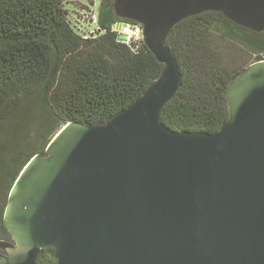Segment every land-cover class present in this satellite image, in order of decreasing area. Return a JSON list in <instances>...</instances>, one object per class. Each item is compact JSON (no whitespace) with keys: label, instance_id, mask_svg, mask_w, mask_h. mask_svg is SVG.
<instances>
[{"label":"water","instance_id":"95a60500","mask_svg":"<svg viewBox=\"0 0 264 264\" xmlns=\"http://www.w3.org/2000/svg\"><path fill=\"white\" fill-rule=\"evenodd\" d=\"M142 26L157 78L104 124L70 122L32 156L7 195L0 264H264V60L225 89L216 133L172 132L164 106L181 87L166 46L184 19L218 12L264 31V0H113Z\"/></svg>","mask_w":264,"mask_h":264},{"label":"trees","instance_id":"16d2710c","mask_svg":"<svg viewBox=\"0 0 264 264\" xmlns=\"http://www.w3.org/2000/svg\"><path fill=\"white\" fill-rule=\"evenodd\" d=\"M83 1L0 0V208L28 160L63 126L104 124L162 69L142 39L136 48L120 42L116 25L137 23L117 17L113 0H101L97 14L93 1ZM212 36L259 52L255 61L262 60L264 31L239 27L218 12L176 24L166 46L181 87L161 117L172 132L213 134L228 119L225 89L246 66L228 69ZM53 254L42 250L37 264H55Z\"/></svg>","mask_w":264,"mask_h":264},{"label":"rangeland","instance_id":"374dc122","mask_svg":"<svg viewBox=\"0 0 264 264\" xmlns=\"http://www.w3.org/2000/svg\"><path fill=\"white\" fill-rule=\"evenodd\" d=\"M78 2H84L83 0H73ZM101 0H93V7L92 10L95 14L98 12L99 5ZM74 18V15L72 16ZM82 27H85L87 30H92L94 28L93 25H85L81 24ZM120 28V24L116 25V29ZM212 42L214 47L219 51L224 64L227 66L228 69H237L241 66H247V64L254 62L257 57L255 56L256 53H248L244 51L240 46L229 42L225 39L220 37L212 36ZM264 52V51H261ZM44 153V152H43Z\"/></svg>","mask_w":264,"mask_h":264},{"label":"built area","instance_id":"2783aa9c","mask_svg":"<svg viewBox=\"0 0 264 264\" xmlns=\"http://www.w3.org/2000/svg\"><path fill=\"white\" fill-rule=\"evenodd\" d=\"M91 19L94 23L98 21L96 15L91 16ZM114 30L116 31L120 42L129 47L136 48L137 42L142 39V26L138 23L134 25L120 24V28H114ZM260 57L264 60V53L260 54Z\"/></svg>","mask_w":264,"mask_h":264},{"label":"flooded vegetation","instance_id":"af4514ba","mask_svg":"<svg viewBox=\"0 0 264 264\" xmlns=\"http://www.w3.org/2000/svg\"><path fill=\"white\" fill-rule=\"evenodd\" d=\"M6 201H7V199H6ZM4 207H5V205L2 208H0V242L1 243H7V244H13V241L11 239V236L9 235V233L6 230V228L4 226V223H3ZM0 253H5V250H3L2 248H0ZM55 262H56V260H55Z\"/></svg>","mask_w":264,"mask_h":264}]
</instances>
